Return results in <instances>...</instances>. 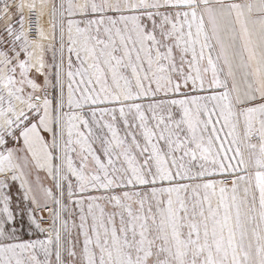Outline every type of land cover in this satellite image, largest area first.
Returning <instances> with one entry per match:
<instances>
[{"label": "snow or ice", "instance_id": "1", "mask_svg": "<svg viewBox=\"0 0 264 264\" xmlns=\"http://www.w3.org/2000/svg\"><path fill=\"white\" fill-rule=\"evenodd\" d=\"M0 264H264V0H0Z\"/></svg>", "mask_w": 264, "mask_h": 264}]
</instances>
